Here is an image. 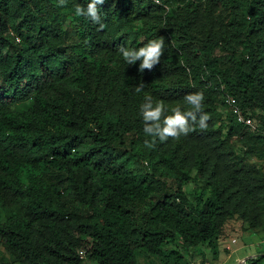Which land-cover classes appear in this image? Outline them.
<instances>
[{"label":"trees","instance_id":"16d2710c","mask_svg":"<svg viewBox=\"0 0 264 264\" xmlns=\"http://www.w3.org/2000/svg\"><path fill=\"white\" fill-rule=\"evenodd\" d=\"M77 3L58 10L48 0H0V210L7 214L0 246L16 264H138L136 250L178 263L180 253L164 250L171 243L184 253L205 245L214 256L221 218L237 209L264 216L252 214L255 202H264V176L249 169L211 180L213 165L204 179L209 192L189 200L183 190L189 177L176 162V148L142 172L140 161L150 162L153 152L138 146L144 142L139 130L112 116L101 86L142 98L137 84H161L170 70L184 80L167 88L168 97L194 92L190 80L209 98L203 84L219 82L237 107L252 116L260 109V131L252 139L264 141V0H209L225 12L218 15L220 38L209 29L201 37L194 28L199 0L116 6L105 0L98 6L103 28L77 16ZM163 7L167 19L174 18L169 34L176 48L197 46L201 63L180 65L181 56L165 46L151 71H138L137 61L123 80L98 52L126 43L136 49L157 38L134 24ZM67 19L73 43L62 29ZM246 128L230 113V132ZM192 132L198 139L210 131L195 126ZM195 167L204 171V161Z\"/></svg>","mask_w":264,"mask_h":264},{"label":"rangeland","instance_id":"374dc122","mask_svg":"<svg viewBox=\"0 0 264 264\" xmlns=\"http://www.w3.org/2000/svg\"><path fill=\"white\" fill-rule=\"evenodd\" d=\"M46 0H35L41 5ZM58 7V0H48ZM77 3L78 0H67ZM111 6H116L123 0H109ZM127 1V0H124ZM131 3V1H129ZM200 6L199 18L194 28L197 29L201 37L204 36L205 29H209L216 37L220 38L218 31V23L222 22L220 16H224L225 12L220 10L218 4L210 6L209 0H199ZM78 4V3H77ZM162 10L149 11L144 19L135 21V26L138 29L146 28L150 30L156 37L165 38V46H169L174 54L181 56L177 59L178 64L188 65L193 63H201L202 56L197 46L192 45L186 48L183 52L177 49L171 39L170 31L173 29V19H167V7ZM162 11V12H161ZM54 9L52 13H54ZM220 22V23H221ZM64 32L69 34L67 43H73L74 25L65 20L62 25ZM222 36V35H221ZM121 46H123L121 44ZM124 47H128L127 43ZM86 46L81 45L80 49L85 50ZM97 56H102L109 59V66L114 68L120 78L123 80L128 75V65L121 54L117 50H105L98 52ZM170 77L161 84L143 87L140 91L142 98L137 97L134 92H118L110 88L102 87L103 98L107 108L110 110L112 116L119 119L124 124H129L135 130H139L141 138L144 142L139 143L142 150H150L153 152V157L150 162L148 158L140 161L141 171L151 172L150 165L157 159L168 158L170 151L174 148L177 154L176 162L181 164V168L187 173L189 180L183 186V190L189 200L194 201L195 198L203 191L206 194L209 192V187L205 183V178L209 175L211 167L214 165V174L209 179H226L231 174L235 173L236 177L240 176V172L249 169H254L264 176V141H255L252 139L253 133L260 131L257 115L260 113L258 107H254V115L250 114V110L240 107V112L248 115L252 120L251 127L240 133H232L228 130L230 119V108L223 103V98L230 96L221 83L216 84L204 83L203 89L209 91V98L199 87H194L189 80L188 84L192 86L194 92H182L181 98L179 96L168 97L167 88L171 85L180 87L183 86L184 77L176 75L174 72L168 71ZM92 82V80H91ZM195 92H202L203 112L208 114L209 119L206 122L207 127L205 131H210L204 134L203 138H196V134L190 132L187 136H181L179 139L168 138L166 141H160L158 138L152 148L145 147L146 140L153 138L146 135L144 132V121L141 114V105L145 103V97L151 96L152 103L155 105L157 101H163L165 104V115H171V109L180 106L182 111L187 110L190 106L185 102V96ZM171 95V94H170ZM178 95V94H177ZM205 109L207 112H205ZM201 129V128H200ZM258 130V131H257ZM199 160L204 161L205 170L200 172L195 165ZM218 163V167H217ZM264 202L257 201L254 204L253 212L263 214ZM241 210H235L232 215L224 216L220 219L218 224V237L216 241V254L213 256L211 251L205 245H199L197 251L188 249L186 253L180 248L178 243H171L164 250H174L182 255V260L178 263L168 259L159 260L153 257H145L140 251L136 250V260L138 264H237L244 258L252 257L260 258L257 264H264V216H253L251 218L246 213H240ZM245 212V210H244ZM6 215L0 210V224L5 223ZM234 239L235 243L230 244V240ZM199 252L203 255L200 259ZM0 264H16L8 257L0 246ZM84 264H93L84 260Z\"/></svg>","mask_w":264,"mask_h":264},{"label":"clouds","instance_id":"9594fccd","mask_svg":"<svg viewBox=\"0 0 264 264\" xmlns=\"http://www.w3.org/2000/svg\"><path fill=\"white\" fill-rule=\"evenodd\" d=\"M67 0H58V6H64ZM158 3L159 0H156ZM105 0H88L86 6L75 5V14L77 16H86L93 23L100 25V8ZM165 38L158 37L148 40L143 46L133 49L124 46L118 48L119 53L128 65H134L139 61L138 71H151L154 66L160 63V58L164 54ZM144 83L137 84L136 91L143 89ZM185 102L190 107L187 110L180 106L171 109V115H165V104L163 101L152 103V97L146 96L145 103L141 105V114L144 121V132L152 137V140L145 141V147L152 148L158 138L160 141H166L168 138L179 139L181 136H187L195 130V126L201 129L207 127L206 122L209 119L208 114L203 112L204 96L202 92H195L185 96ZM191 122V123H190Z\"/></svg>","mask_w":264,"mask_h":264},{"label":"built area","instance_id":"2783aa9c","mask_svg":"<svg viewBox=\"0 0 264 264\" xmlns=\"http://www.w3.org/2000/svg\"><path fill=\"white\" fill-rule=\"evenodd\" d=\"M223 103L230 108V113H231V115L234 118L236 123L242 124V125L247 126V127H251L252 120L249 117H246V116L244 117L240 113L238 107L235 105V101L233 98L226 96L223 98ZM234 243H235V240L231 239L230 244H234Z\"/></svg>","mask_w":264,"mask_h":264},{"label":"water","instance_id":"95a60500","mask_svg":"<svg viewBox=\"0 0 264 264\" xmlns=\"http://www.w3.org/2000/svg\"><path fill=\"white\" fill-rule=\"evenodd\" d=\"M249 259H252V257L244 258L242 261H239L237 264H242V263H244L246 260H249Z\"/></svg>","mask_w":264,"mask_h":264}]
</instances>
